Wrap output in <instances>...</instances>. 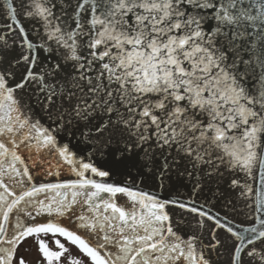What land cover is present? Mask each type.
Masks as SVG:
<instances>
[{
    "label": "snow or ice",
    "instance_id": "1",
    "mask_svg": "<svg viewBox=\"0 0 264 264\" xmlns=\"http://www.w3.org/2000/svg\"><path fill=\"white\" fill-rule=\"evenodd\" d=\"M29 238L264 264V0H0V264Z\"/></svg>",
    "mask_w": 264,
    "mask_h": 264
},
{
    "label": "flooded vegetation",
    "instance_id": "2",
    "mask_svg": "<svg viewBox=\"0 0 264 264\" xmlns=\"http://www.w3.org/2000/svg\"><path fill=\"white\" fill-rule=\"evenodd\" d=\"M45 239L49 242V247L55 248V245L52 243L54 239L52 236L45 237ZM62 242L67 243L63 240ZM72 255H78V251L75 247H72ZM18 256H23L26 264H39L41 256L38 252L36 241L32 238L25 240L18 251Z\"/></svg>",
    "mask_w": 264,
    "mask_h": 264
}]
</instances>
